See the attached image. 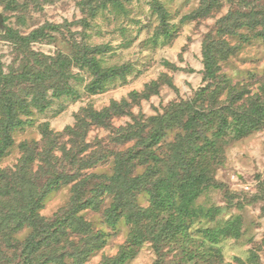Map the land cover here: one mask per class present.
I'll return each instance as SVG.
<instances>
[{"label":"rangeland","instance_id":"rangeland-1","mask_svg":"<svg viewBox=\"0 0 264 264\" xmlns=\"http://www.w3.org/2000/svg\"><path fill=\"white\" fill-rule=\"evenodd\" d=\"M209 6L201 0H0L5 26L0 36V78L7 79L0 80V120L10 117L6 104L18 118L10 134L13 144L0 156V175H28L26 188L5 198L1 193L6 181L0 177V200L19 208L32 193L47 190L55 175L61 177L39 213L49 223L64 225L52 240L58 238V243L40 246L34 264L49 259L50 264H103L128 251L131 228L125 221L117 227L106 222L113 199L100 195V190L104 176L115 173L116 155L146 150L139 138L127 141L132 132L149 138L159 127L154 119L177 122L183 105L194 102L196 108L190 112L197 118L202 115L195 132L202 145L218 127L204 115L212 112L215 118L221 110L231 114L262 99L264 0H209ZM241 17H248L249 24L235 34L223 33L232 29L226 21ZM42 28L45 35L36 41L6 36L13 29L27 38ZM208 40L226 43L216 58L214 53L212 73L204 58ZM97 48L105 53L96 55ZM84 54L98 57L104 69L118 73L101 93L88 90L96 79L78 63ZM60 57L68 59L61 64L47 60ZM51 65L49 84H39L34 73L46 72ZM86 109H111L107 126L78 128V116ZM46 130L53 133L51 139ZM177 134L169 131L166 139L172 143ZM2 139L0 131V146ZM24 143L28 150L22 148ZM216 144L218 152L206 161L210 186L197 204L221 210L214 219L200 218L188 233L198 245L219 250V256L206 252L214 264H264V125L240 138L227 133ZM167 148L165 142L154 146L158 153ZM33 158L23 166L24 172L18 171ZM139 162L133 164L143 170ZM139 202L147 205L143 195ZM234 218L238 236L216 242L204 235L205 229ZM29 232L25 227L14 235L19 243L0 236V264H26L22 249ZM180 247L177 242L159 255L153 243L146 242L134 247L123 264H192Z\"/></svg>","mask_w":264,"mask_h":264},{"label":"trees","instance_id":"trees-1","mask_svg":"<svg viewBox=\"0 0 264 264\" xmlns=\"http://www.w3.org/2000/svg\"><path fill=\"white\" fill-rule=\"evenodd\" d=\"M201 1L205 5L208 3V8H211L209 0ZM247 19L248 17H241L234 21H226L232 25V29L228 27L223 33L235 34L238 31L237 29L249 24ZM223 21L225 22V19H222ZM4 28H0V36L5 31ZM44 35L45 29L42 28L34 31L27 38L16 34L13 29H9L6 36L10 38L17 36L21 42L26 43L31 40L36 41ZM210 41L208 40V43L205 42L204 44V58L208 72L212 73L214 53H216V58V55L222 51L221 47L226 43L222 42L223 44L221 43L220 45L219 42L214 44L213 41ZM94 52L98 56L105 53L102 48H97ZM83 57L84 59L78 61V63H80L81 68L88 69L90 74L96 79L88 87V90L91 94L101 93L107 83L116 79L118 73L114 69H104L102 60L98 57L87 58L86 54ZM64 59L68 58H49L47 60L56 61V64H58ZM39 60L42 59L39 57ZM53 66L51 65L46 72L36 70L34 77L39 84H49V73L53 71ZM68 68L66 67V69ZM53 73L57 74L56 72ZM0 80L2 82L7 81L3 77ZM50 85H52V82H50ZM203 91H201L202 94ZM239 99L244 98L240 97ZM193 105L194 102H188L183 105L180 115H177V122L176 120H169L167 117L154 119L159 124V127L149 138H141L139 134L132 132L127 141L131 142L139 138L141 143L145 141L143 145L146 150L139 154H136V151H129L116 155L115 173L111 177L104 176L105 180L101 183L100 195L110 194L113 199L111 206L105 213L106 222L111 227H117L121 221H125V224L131 228V246L128 251L126 249V251L123 250L119 257L108 259L103 264H123L134 247L141 246L146 242H152L154 249L159 255L162 254V250L165 247L179 242L185 260L192 264H206L208 261V264H214V260L210 261V256L206 255V252L211 255L215 254V256L220 255L218 249L206 248L205 243L198 245V242L192 240L188 233L193 223L200 218L214 219L215 215L221 210L220 208L206 209L197 204V199L210 186L211 182L208 174L209 170L206 168V161L208 162L210 156L213 155L211 153L218 152L216 143L227 133H232L234 137L240 138L259 129L260 125H264V90L262 99L257 102L253 100L249 108L243 106L240 110L233 111L231 114H225L221 110L222 114L220 115L214 113L215 116L217 115V119L216 117H211L212 112L204 115L206 120L214 121L215 124H218V127L212 137H204L202 145L197 144V140L200 138L195 133L198 129V121L202 120V115L199 118L192 115L196 108ZM244 105L247 104L245 103ZM5 106L4 110L10 117L0 120V131L4 137L2 146H0V156L4 155L13 144L10 134L14 126L17 125L15 122L18 119L13 116L12 106L9 104ZM112 106L115 109L118 104L114 103ZM228 111H231V109ZM110 114L111 109H106L102 112L86 109L78 116V123H80L78 128H85L86 131L91 124L106 127ZM88 120L91 122L89 123ZM169 131L178 132L172 143H169L168 139H166ZM183 132H186V135H183ZM45 134L48 139L53 136V133L48 130H46ZM156 142H165L168 148L164 150L167 152L160 151L158 153L154 150ZM22 148L28 150L29 145L24 143ZM191 151H194L195 155H192ZM190 154L192 157H189ZM138 160H140L139 166L143 167V170H137L138 167L136 169L135 164H133ZM32 161H34V158L31 161L30 159L27 162L24 161L18 171L24 172L23 166ZM132 167L134 168L132 169ZM7 175L6 172H1L0 175L1 179L6 181L1 193L3 198L11 196V191L13 190L18 191L24 187L26 188L25 182L28 176L24 173L20 176L19 172L16 177H11L13 175H8L9 177H7ZM54 178L45 187L47 190L43 193L39 192L35 196L32 193L28 201L19 208L8 207L0 200V236L3 235V238L6 237L19 243L14 235L18 231L25 229V227L31 229L27 236L28 239L23 243L22 249L26 264H34L33 256L39 251L40 246H49L50 243H58L59 241L57 238L55 242H52L57 237V233L62 230L64 224L49 223L39 213L46 196L56 189V185L60 184L61 177H56L55 175ZM30 184L29 182V185H27L33 188L34 186ZM142 195L147 200V205H142L139 202V198ZM78 221L80 223L81 219ZM236 224L237 218H234L214 229H205L203 233L205 236L219 242L222 237L239 235ZM76 230L79 231L78 229ZM1 255L2 251L0 249V257ZM50 263V259L45 262V264ZM38 264L40 263L38 262Z\"/></svg>","mask_w":264,"mask_h":264},{"label":"water","instance_id":"water-1","mask_svg":"<svg viewBox=\"0 0 264 264\" xmlns=\"http://www.w3.org/2000/svg\"><path fill=\"white\" fill-rule=\"evenodd\" d=\"M4 27V16L3 14L0 12V28Z\"/></svg>","mask_w":264,"mask_h":264}]
</instances>
